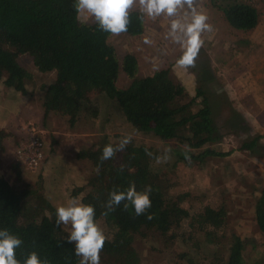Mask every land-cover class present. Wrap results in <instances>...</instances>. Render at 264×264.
<instances>
[{
  "label": "trees",
  "instance_id": "obj_1",
  "mask_svg": "<svg viewBox=\"0 0 264 264\" xmlns=\"http://www.w3.org/2000/svg\"><path fill=\"white\" fill-rule=\"evenodd\" d=\"M80 5L81 0H0V81L24 93L35 76L19 60L27 55L37 73H54L51 82L39 86L45 115L66 116L70 126L82 118L93 121L105 110L97 100L107 99L136 131L176 143L174 154L182 160L222 155L207 145L220 133L203 89L189 93L170 67L139 77L134 57L126 54L119 62L109 44L113 33H142L144 12L118 13L117 1L107 0L88 22L79 16ZM218 8L235 29L258 24V13L248 4L233 0ZM120 70L130 80L126 87L116 84ZM11 138L15 134L0 127V153ZM256 143L252 137L242 147ZM198 148L203 149L194 154ZM163 153L123 133H100L80 147L76 158L89 160L93 169L75 189L82 194V211L73 232L63 229L56 208L22 177L20 165L0 158V264H142L135 239L153 230L171 240L185 220L199 235L191 243L194 251L179 257L192 264H246L243 251L254 243L228 231L225 206L206 205L190 213L182 204L189 193H169L171 167L161 164ZM254 211L264 235L263 196ZM100 223L109 234H95ZM179 235L192 240L190 234Z\"/></svg>",
  "mask_w": 264,
  "mask_h": 264
},
{
  "label": "rangeland",
  "instance_id": "obj_2",
  "mask_svg": "<svg viewBox=\"0 0 264 264\" xmlns=\"http://www.w3.org/2000/svg\"><path fill=\"white\" fill-rule=\"evenodd\" d=\"M116 1L118 2L117 12L124 13L130 9L133 0ZM229 1L233 0H208L205 2V4L207 3L205 7L208 8L212 3L213 6L210 9L217 8L216 11H220L218 6ZM234 1L252 6L264 21V0ZM125 4L127 7H123ZM96 10L97 5L94 0H81L79 16L82 20L92 21ZM262 28L260 34L264 32V27ZM253 31V28L238 30L229 25L230 41L232 37L244 39V45L240 46L234 42L232 48L235 51L238 44V52L241 54L242 51L244 52L245 65L242 63L243 65H238L240 68L231 70V72L236 71L229 77L230 85L227 91L223 87V92H206L214 112V123L220 133L218 140L207 145L208 148L222 153V155H208L201 161H195L192 158L182 160L174 154L175 149H178L176 143L159 140L148 132L136 131L129 122L127 123L120 109L114 108L110 100L107 101V99L99 98L97 100L105 110L102 109L93 121L82 118L70 126L66 116L60 115L53 120V128L60 131L61 135L59 138L55 137L56 143L52 142L48 145L51 149L46 152L42 165L34 172H28L21 165L20 168L22 177L36 184L56 208L63 229L69 232L74 231L75 217L82 211V203L78 196L71 197V195L74 196L72 189H74V193L79 185H83L93 169L89 160L76 158L73 148L79 149L96 141L100 133H123L133 137L137 143L154 145L164 151L161 164L164 167H171L169 193H189L182 204L189 209L190 213L197 212L206 205L225 206L228 231L235 232L241 238L254 243V247L247 245L243 251L246 264H259V259L264 258V235L255 222L254 208L256 200L261 196L264 197V67L261 69L252 67L251 60L246 61L253 51L249 39L253 36H260L259 33L256 34ZM116 42L112 41V43ZM116 52L121 54L123 48L118 45ZM260 53L264 57L263 49ZM19 60L34 73L35 76L28 84L36 94L35 96L40 95L42 92L39 90V83L51 80L52 73H37L27 55H21ZM118 60L121 62V57H118ZM237 72L244 74H237ZM122 79L123 82L119 78V85L127 83L124 77ZM206 87H211V85ZM258 89L263 91L259 92ZM38 107L42 110L39 101ZM65 131H68V134H65ZM252 137H257V143L251 149L243 148L242 144L250 141ZM15 147L14 142L10 140L7 142V149L0 153V158L5 163L16 162L14 159ZM169 148L173 151L168 152ZM202 149H195L193 153L198 154ZM74 167H77L79 173L83 175L82 179L73 176ZM74 181L77 183L75 184ZM68 184L71 187L69 191ZM62 186L64 190H61ZM56 190L62 191L60 197L52 194ZM106 233L109 234L102 223L95 229L96 235L102 236ZM180 233L185 236L192 235V240L183 241ZM198 235L199 233L192 230L185 220L177 229V236L171 240L167 241L166 239L169 237H162L150 230L144 235L138 236L134 245L141 257L142 264H192L179 257L178 254L194 251L191 243H196ZM91 264L98 263L91 262Z\"/></svg>",
  "mask_w": 264,
  "mask_h": 264
},
{
  "label": "crops",
  "instance_id": "obj_3",
  "mask_svg": "<svg viewBox=\"0 0 264 264\" xmlns=\"http://www.w3.org/2000/svg\"><path fill=\"white\" fill-rule=\"evenodd\" d=\"M105 1L94 0L97 8ZM205 2L208 0H133L128 11L136 10L138 7L144 12V31L133 36L113 33L109 37V44L115 52L118 45L123 48L121 54L116 52L117 58L121 57V61L126 54L134 57L139 77L170 67L173 76L189 93H194L197 88L205 92L217 93L223 92L224 87L227 91L230 85L229 77L236 71L231 72V70L240 68L238 65L244 63V52L242 51V54L238 52L239 47L237 46L238 44L244 45V39L232 37L230 41L229 24L221 11H216L217 8L211 10L212 3L206 8L207 3ZM127 4L123 7H127ZM262 18L258 16V24L253 28V33H259L260 36H253L249 39L253 51L246 60H251L252 67L259 69L264 67V57L260 53L262 49L264 50V32L260 34L264 27ZM113 40L117 42L112 43ZM234 42L238 43L235 51L232 48ZM258 48H260L259 51H257ZM51 73V80L45 83L53 80L54 73ZM237 74L244 73L237 72ZM122 76L127 80L125 85L118 83L119 78L121 82L124 81ZM129 82L124 71L120 70L116 81L117 86L126 87ZM208 85L211 87H206ZM25 89L26 91L22 93L5 86L0 81V127H5L15 134V138L9 141H13L16 145L23 134L22 126L27 121H34L44 130L46 154L51 149L48 145L52 142L56 143L55 137L59 138L61 135L60 131L52 126L53 120L60 115L54 112L45 115L38 107L37 97L39 95L35 96L36 94L30 89L28 83ZM258 91L263 90L258 89ZM64 133L68 134V131ZM9 141L5 140V147ZM77 150V147H74L73 154L76 155ZM73 176H77L78 179L83 177L77 167L73 169ZM74 183L76 184L77 181ZM61 188L64 190L63 186ZM70 188L68 184V191ZM61 190L53 191L52 194L60 197ZM73 190L74 196L71 195V197L78 196L80 199L82 194L76 191L73 193Z\"/></svg>",
  "mask_w": 264,
  "mask_h": 264
},
{
  "label": "built area",
  "instance_id": "obj_4",
  "mask_svg": "<svg viewBox=\"0 0 264 264\" xmlns=\"http://www.w3.org/2000/svg\"><path fill=\"white\" fill-rule=\"evenodd\" d=\"M22 131L15 147L14 159L28 172H34L45 158L44 130L34 121H27Z\"/></svg>",
  "mask_w": 264,
  "mask_h": 264
},
{
  "label": "water",
  "instance_id": "obj_5",
  "mask_svg": "<svg viewBox=\"0 0 264 264\" xmlns=\"http://www.w3.org/2000/svg\"><path fill=\"white\" fill-rule=\"evenodd\" d=\"M8 264H12L10 261H9V263Z\"/></svg>",
  "mask_w": 264,
  "mask_h": 264
}]
</instances>
